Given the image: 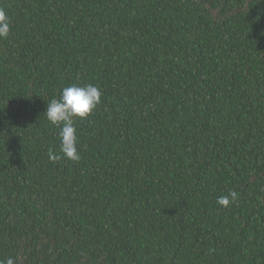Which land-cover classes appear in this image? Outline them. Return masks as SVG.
<instances>
[{
    "label": "trees",
    "instance_id": "trees-1",
    "mask_svg": "<svg viewBox=\"0 0 264 264\" xmlns=\"http://www.w3.org/2000/svg\"><path fill=\"white\" fill-rule=\"evenodd\" d=\"M0 9V260L264 264V0ZM88 84L72 161L44 111Z\"/></svg>",
    "mask_w": 264,
    "mask_h": 264
},
{
    "label": "clouds",
    "instance_id": "clouds-1",
    "mask_svg": "<svg viewBox=\"0 0 264 264\" xmlns=\"http://www.w3.org/2000/svg\"><path fill=\"white\" fill-rule=\"evenodd\" d=\"M9 30L8 16L4 10L0 9V38L6 37ZM101 95L100 90L94 85H72L62 90L58 100L53 99L47 103L44 113L51 124L59 127L60 153L67 159L72 161L80 159L75 119H84L90 115L101 102ZM51 158L55 160L57 156L53 154ZM230 195L235 198L236 193L232 192ZM218 203L226 206L229 198L221 196ZM0 264H15V259L10 256L6 260H0Z\"/></svg>",
    "mask_w": 264,
    "mask_h": 264
}]
</instances>
